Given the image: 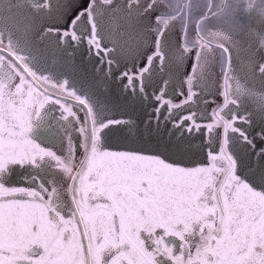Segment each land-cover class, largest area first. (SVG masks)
Returning a JSON list of instances; mask_svg holds the SVG:
<instances>
[{"label": "snow or ice", "instance_id": "6c2138e0", "mask_svg": "<svg viewBox=\"0 0 264 264\" xmlns=\"http://www.w3.org/2000/svg\"><path fill=\"white\" fill-rule=\"evenodd\" d=\"M163 2L148 0L144 7L154 13ZM91 5L83 0L64 22L45 25L41 37L55 36L73 51L83 46L95 60L101 88L120 68L123 92L155 103L147 117L101 119L97 103L68 79L41 77L79 107L64 108L60 117L75 121L65 129L63 154L35 141L14 119L0 122V264H264V147L256 149L264 141V102L240 113V104L221 91L207 101L212 106L205 119L194 110L205 99L190 74L177 99L167 96V79L150 92L153 60L164 69L159 34L148 56L129 60L130 39L98 44L91 25L87 35L77 33L74 26ZM255 116L260 123L253 127ZM233 135L252 147V159L233 154ZM45 166L60 178L45 181ZM19 170L25 175L17 184L13 173ZM117 192L134 196L135 228L113 232L114 218L113 226L91 231L68 226L74 214L78 228L102 214Z\"/></svg>", "mask_w": 264, "mask_h": 264}, {"label": "flooded vegetation", "instance_id": "af4514ba", "mask_svg": "<svg viewBox=\"0 0 264 264\" xmlns=\"http://www.w3.org/2000/svg\"><path fill=\"white\" fill-rule=\"evenodd\" d=\"M82 2L0 0V15L8 12L12 20L5 27L8 31L0 20V32L7 34L6 39H0V48L4 49L0 50V122L14 119L20 130L30 128L31 138L58 154L64 151L65 129L72 130L75 124L73 118L64 121L60 117L64 108L75 110L79 105L67 92L41 79L42 76L47 75L52 81L68 79L78 94L88 95L93 104L97 103L101 119L147 117L155 103L150 97L144 100L138 93L135 96L124 93L123 82L116 78L120 68H114L115 75L104 81L101 88L99 83L103 81L96 72L95 60L83 46L73 51L61 46L55 36L41 37L45 25L64 22ZM147 2L92 0L87 16L74 28L77 33L87 35L91 25L98 44L110 43L114 37H119L121 42L130 39L129 60L148 56L154 36L159 34L161 40L157 47L165 53L164 69L160 71L153 60L149 91L155 93L167 79L166 94L177 99V93L186 87L185 77L190 74L194 90H200L201 99H205L194 107L201 118L206 119L207 108L212 106L207 101L221 91L240 104V113L264 102V13L261 12L264 8L259 0H164L155 9L160 13L158 19H154L155 12L149 13L144 7ZM4 57L17 66L4 62ZM57 102L62 107L58 108ZM100 105H103L102 110ZM185 111L187 108L178 110L177 114ZM259 123V117L255 116L253 127ZM248 131L251 133L252 128ZM231 140L230 149L234 155L252 159V147L246 146L236 135ZM260 147H264V141L256 142V149ZM13 175L14 182H23L24 170H19V174L14 171ZM40 175L45 181L60 178L51 166H45ZM135 209L134 196L117 192L115 200L102 214L88 216L86 225L79 228V217L74 214L68 226L74 232L91 231L94 227L113 226L114 218L113 232L115 227L122 231L135 228L138 223ZM56 215L61 216L60 213Z\"/></svg>", "mask_w": 264, "mask_h": 264}, {"label": "rangeland", "instance_id": "374dc122", "mask_svg": "<svg viewBox=\"0 0 264 264\" xmlns=\"http://www.w3.org/2000/svg\"><path fill=\"white\" fill-rule=\"evenodd\" d=\"M54 12V11H53ZM52 12V13H53ZM101 13V12H100ZM103 13V12H102ZM0 20L1 21H3L2 23L4 24V28L5 27H8L11 23H12V20H11V18H10V15L8 14V12H5V11H3L2 12V15H0ZM1 24V23H0ZM4 30H6V31H8V29H4ZM6 37H7V34H6V32H0V39L2 40H4V39H6ZM5 59H4V62H9L11 65H12V67H16V65H15V63L10 59V58H8V57H4Z\"/></svg>", "mask_w": 264, "mask_h": 264}, {"label": "water", "instance_id": "95a60500", "mask_svg": "<svg viewBox=\"0 0 264 264\" xmlns=\"http://www.w3.org/2000/svg\"><path fill=\"white\" fill-rule=\"evenodd\" d=\"M256 1V0H255ZM258 1V0H257ZM259 2H260V5H262V7L264 8V0H259ZM262 13H264V11H261ZM0 50H4V49H2V48H0ZM6 51V50H5ZM13 55V54H12ZM17 62L20 64V66L26 71V73H28L30 76H31V78L39 85V86H41L42 88H44L32 75H31V73L29 72V70L20 62V61H18L17 60ZM16 65V64H15ZM17 66V65H16ZM45 89V88H44Z\"/></svg>", "mask_w": 264, "mask_h": 264}]
</instances>
